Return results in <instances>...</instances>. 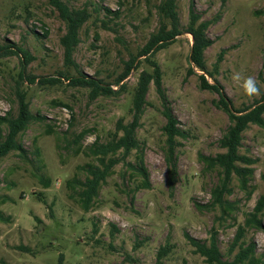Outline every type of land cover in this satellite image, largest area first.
Returning a JSON list of instances; mask_svg holds the SVG:
<instances>
[{"label": "rangeland", "instance_id": "rangeland-1", "mask_svg": "<svg viewBox=\"0 0 264 264\" xmlns=\"http://www.w3.org/2000/svg\"><path fill=\"white\" fill-rule=\"evenodd\" d=\"M65 1L73 7L86 4L91 14L78 31L71 57L76 68L101 80L113 93L93 98L88 88L58 76L76 74V69L64 62L60 38L65 25L48 0H0V45L20 46L31 55L24 61L19 54L0 49V117L17 115L18 91L37 115L13 137L25 151L9 146L0 156V259L8 264H55L61 255V264H210L184 233L208 242L212 229L223 259L231 258L237 247L230 254L228 247L237 225L264 196V126L249 122L242 132L238 152L253 161L238 162L252 168L245 185L231 173L225 202L210 204V191L222 177L200 155L224 151L218 141L229 119L217 104V93L199 88L196 73L202 71L194 67L195 73H189L192 40L182 32L152 54L176 125L185 132L176 147V181L169 185L165 118L151 80L135 130L149 186L136 187L140 175L126 164L134 161L131 150L124 161L113 165L84 209L68 181L83 179L85 170L80 166L96 163L86 148L95 138L105 142L117 120L124 124L131 120L138 76L152 69L147 54L140 51L158 27L159 0ZM189 1L176 0L182 26ZM193 5L201 20H211L206 34L212 43L204 51V61L232 106H250L248 111L256 102L264 103V0H193ZM104 8L118 11V16ZM237 72L254 77L261 95L246 96L232 79ZM23 75L34 76V82ZM44 76L60 82L38 83ZM261 116L264 120V112ZM8 130L2 120L0 147ZM79 132L83 136L75 142ZM260 217L264 226V208ZM243 239L253 240L256 254L264 256L263 229L248 228ZM161 246L168 251L157 260Z\"/></svg>", "mask_w": 264, "mask_h": 264}, {"label": "trees", "instance_id": "trees-1", "mask_svg": "<svg viewBox=\"0 0 264 264\" xmlns=\"http://www.w3.org/2000/svg\"><path fill=\"white\" fill-rule=\"evenodd\" d=\"M48 2L58 12L60 19L65 25V32L60 38L64 48V62L74 66L76 69V74H71L69 72L64 74L63 72H59L58 76L67 79L73 86L88 88V94L93 98L98 95H109L113 93L112 89L102 83L101 80L90 77L76 68L71 58L75 46L79 41V28L91 15L87 5L84 4L80 7H73L65 0H48ZM104 9L106 12H112L115 16H118V11H111L108 8ZM155 9L158 16V27L155 31L150 33L149 38L140 51V55L147 54L145 59L150 63L152 69L151 72L142 71L138 76V81L134 87L131 98V106L129 108L132 114L131 120L125 124L122 123L121 120H117L115 130L112 132L109 140L99 142L98 139L95 138L86 148L88 152L96 158V163H87L84 166H80L85 170L83 179L75 177L68 181V186L76 189L78 199L84 209H87L94 197L97 196L100 184L105 181V177L109 174L113 165L119 161H124L131 150H135L134 161H127L126 164L140 175V181L136 184V187L144 188L149 186L148 172L143 160V146H141L136 139L135 130L139 125V117L143 112L144 104H146L145 96L151 80L153 81L155 92L161 101V113L165 118L162 132L164 134V158L167 166L169 185H173L176 181V147L179 144L178 138L185 137V132L176 125L177 119L172 114L162 87L160 67L156 60L152 58V54L172 43L175 36L182 32L188 33L192 40L190 53L188 55L190 64L188 68L189 73H195L194 67L202 71L199 74L196 73L199 88L217 93V104L226 112L229 119V124L218 141L219 145L224 148V151L218 152L214 156L200 155V158L204 161L206 166L217 167L222 177L220 184L215 185L210 191L212 196L210 204L221 205L225 202L223 193L226 190V182L229 180L231 173L239 177L242 185H245L246 179L252 173V168L238 164V162H253L251 159L246 158V156L239 154L238 148L241 143L242 132L249 122L264 126V120L261 116L264 112V103L256 102L254 104L255 106L248 111L246 110L250 106L243 109H235L223 91V87L213 77V74L207 70L204 61V51L212 43V40L206 34L211 20L200 19V15L195 11L193 0L189 1L187 20L184 26L180 25L179 22L176 0H159ZM9 48V45H0V49H2L4 53L19 54L20 58H23L24 61H29V59H31V55L20 46H15L13 49ZM262 67L264 68V50L262 52ZM205 75L211 77L213 83L209 82ZM22 79H26L29 83L34 82V76L27 77L23 75ZM56 82H60V79L44 76L38 80V83L42 84H54ZM17 95H19L17 115L8 120L5 117H0V123L2 120H6L9 128L5 138V145L0 147V156L8 151L9 146L10 148L21 149L22 152L25 151L18 144L14 143L13 137L16 132L24 129L26 125L37 116L32 115L30 112L27 102L24 101L23 93L18 91ZM39 118H41V116H39ZM119 132L121 133L119 134ZM82 136L83 133L79 132L75 136V142H78ZM24 155L25 154H23V156ZM263 208L264 196L260 195L253 208L246 213L243 222L239 223L235 229V233L228 247V254H230L235 247H237V251L231 258L223 259L217 245L215 237L216 232L213 229L210 231L208 242L193 238L187 233H184V236L194 247V251L203 256L207 263L264 264V256L256 254L255 242L251 239L245 242L243 239L245 230L248 228L264 230L260 217ZM167 251V246L159 247L156 253L157 260L163 257ZM61 260V255H59L55 264H61ZM0 264L8 263L0 259Z\"/></svg>", "mask_w": 264, "mask_h": 264}, {"label": "clouds", "instance_id": "clouds-1", "mask_svg": "<svg viewBox=\"0 0 264 264\" xmlns=\"http://www.w3.org/2000/svg\"><path fill=\"white\" fill-rule=\"evenodd\" d=\"M234 82H239L243 93L248 97H257L261 95V89L257 80L252 76H244L242 73H234L232 76Z\"/></svg>", "mask_w": 264, "mask_h": 264}]
</instances>
